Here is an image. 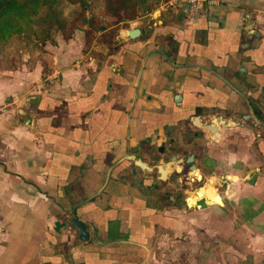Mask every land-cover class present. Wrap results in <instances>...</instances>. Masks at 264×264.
<instances>
[{
	"label": "crops",
	"instance_id": "1",
	"mask_svg": "<svg viewBox=\"0 0 264 264\" xmlns=\"http://www.w3.org/2000/svg\"><path fill=\"white\" fill-rule=\"evenodd\" d=\"M164 1L158 15L136 20L140 33L116 34L98 59L79 33L35 46L13 38L0 48V264H257L264 257L263 127L242 122L205 134L220 161L204 168L208 181L222 176L219 186L203 187L204 203L157 209L152 196L120 180L128 147L149 134L145 113L209 112L226 122L247 113L213 71L264 121V0H221L198 21ZM77 203L88 241L71 223Z\"/></svg>",
	"mask_w": 264,
	"mask_h": 264
},
{
	"label": "flooded vegetation",
	"instance_id": "2",
	"mask_svg": "<svg viewBox=\"0 0 264 264\" xmlns=\"http://www.w3.org/2000/svg\"><path fill=\"white\" fill-rule=\"evenodd\" d=\"M140 28L144 29L143 26ZM163 74L168 79L172 77ZM239 97L248 106V111L228 122L222 115L219 117L218 113H215L212 116L209 112L145 113L143 123L149 134L128 147V155L123 161H129L130 164L122 169L119 177L127 181L131 189L140 196H152L154 199L151 201L157 209L182 208L186 204L182 200L188 198L189 194L204 203L208 198L204 194L201 195V190L206 185L219 186L222 176L221 173L213 174L216 180L212 183L208 181L210 174L205 172L204 168L210 165L216 167L220 161L209 154L205 134L215 133L222 127H238L242 122H247L253 128H264L250 116L253 114L263 121L254 111L248 97L245 95L248 101L241 95ZM177 98H173V101ZM195 140L201 141L200 146L190 147V143ZM198 167L203 169L199 170ZM132 170L135 173L131 172ZM110 174L111 172L108 178L111 177ZM216 190L218 192V189ZM199 202L196 203L197 206Z\"/></svg>",
	"mask_w": 264,
	"mask_h": 264
},
{
	"label": "trees",
	"instance_id": "3",
	"mask_svg": "<svg viewBox=\"0 0 264 264\" xmlns=\"http://www.w3.org/2000/svg\"><path fill=\"white\" fill-rule=\"evenodd\" d=\"M151 1L103 0V5L108 15L115 17V21L119 22L127 10L134 11V14L137 10L143 11L149 7ZM67 4L77 5L80 11H85L89 7L88 0H0V46L8 44L13 34H23L26 42L30 44L32 41L41 43L48 39L51 41L48 34L52 30L64 32L67 18L63 10ZM106 32H103L101 37H107L109 32ZM249 217L244 216V219ZM244 264L251 263L245 261ZM257 264H264V257Z\"/></svg>",
	"mask_w": 264,
	"mask_h": 264
},
{
	"label": "rangeland",
	"instance_id": "4",
	"mask_svg": "<svg viewBox=\"0 0 264 264\" xmlns=\"http://www.w3.org/2000/svg\"><path fill=\"white\" fill-rule=\"evenodd\" d=\"M163 1L164 0H152L148 8H145L143 11L137 10V12H135L136 15L134 11L129 12V10H127V13L119 22L115 21V17L113 18L111 15H108V12L104 9L103 0H88L89 7L85 9V11H80V8L75 4H67L63 10V14L67 18L64 32L54 29L48 34L49 37H51V41L50 39L44 41L53 42L57 34L63 38H68L75 33H79L83 37L85 52H89L91 56L98 59L107 51L108 46L113 42L112 39L116 34L123 33L132 27L142 26V23H137L136 20L149 13H153L155 16L158 15L159 13H157V10L161 12L162 8H159V6H164L162 3ZM164 7H166V5ZM78 13L80 14L78 15ZM105 31L109 32V35L107 37H101ZM13 35L14 36L11 37L12 39L16 38L20 43H26L27 46L30 45V43L26 42L27 39L23 34ZM107 39L109 40L108 42ZM31 43L35 46L41 42L32 41ZM5 45L7 44L0 46V48ZM262 133H264L263 130ZM211 190L213 189L211 188ZM202 194L206 193H201V195ZM191 195L192 194H189L188 198L182 200L183 203L186 202L184 206H193L195 198Z\"/></svg>",
	"mask_w": 264,
	"mask_h": 264
},
{
	"label": "water",
	"instance_id": "5",
	"mask_svg": "<svg viewBox=\"0 0 264 264\" xmlns=\"http://www.w3.org/2000/svg\"><path fill=\"white\" fill-rule=\"evenodd\" d=\"M149 29H151L149 27ZM130 37H134L135 35H137L138 33H140V29L139 28H132V29H128L127 32H126ZM155 51L156 52H159L161 53L165 59L170 62L167 54L165 52H163L161 49L159 48H155ZM145 66V60L141 62V65H140V70L138 72V75H137V78H136V85L138 86L139 85V82H140V78H141V73H142V70ZM218 77H220L221 79H223L224 81H226V83H228L229 86L232 87V89L239 95H241L242 97H244L246 100L247 98L245 97V95L240 91L238 90L227 78H225L224 76L220 75L219 73H217L216 71H213ZM248 101V100H247ZM251 117H253V119L256 121L257 124H260L262 126H264V122L259 120L256 116H254L253 114L250 115ZM249 117V116H248ZM131 172L135 173L134 170H132ZM109 178L107 177V180ZM120 180L122 181V179L120 178ZM119 180V181H120ZM90 199V198H89ZM87 199V201L89 200ZM80 205V203H77L73 206V209H72V226L75 227V229L78 231V234H79V238L81 240H86L88 241L89 240V232L86 228V225L83 221H81L78 217V215L76 214V208Z\"/></svg>",
	"mask_w": 264,
	"mask_h": 264
},
{
	"label": "built area",
	"instance_id": "6",
	"mask_svg": "<svg viewBox=\"0 0 264 264\" xmlns=\"http://www.w3.org/2000/svg\"><path fill=\"white\" fill-rule=\"evenodd\" d=\"M168 3L184 5L185 18L188 21L206 18L214 8L221 6V0H168Z\"/></svg>",
	"mask_w": 264,
	"mask_h": 264
}]
</instances>
